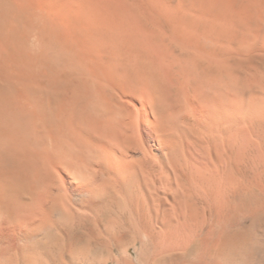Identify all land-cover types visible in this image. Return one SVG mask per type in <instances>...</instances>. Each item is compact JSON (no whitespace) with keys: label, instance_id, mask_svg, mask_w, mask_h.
<instances>
[{"label":"bare ground","instance_id":"bare-ground-1","mask_svg":"<svg viewBox=\"0 0 264 264\" xmlns=\"http://www.w3.org/2000/svg\"><path fill=\"white\" fill-rule=\"evenodd\" d=\"M259 220L264 0H0V264H264Z\"/></svg>","mask_w":264,"mask_h":264},{"label":"rangeland","instance_id":"rangeland-1","mask_svg":"<svg viewBox=\"0 0 264 264\" xmlns=\"http://www.w3.org/2000/svg\"><path fill=\"white\" fill-rule=\"evenodd\" d=\"M258 222L260 223V225H261L262 227H264V224H263L264 221H260V220H259Z\"/></svg>","mask_w":264,"mask_h":264}]
</instances>
